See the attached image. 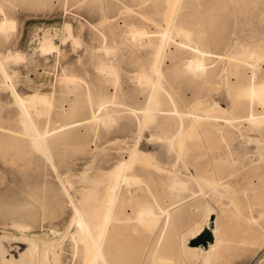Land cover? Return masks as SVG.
<instances>
[{
	"label": "rangeland",
	"instance_id": "1",
	"mask_svg": "<svg viewBox=\"0 0 264 264\" xmlns=\"http://www.w3.org/2000/svg\"><path fill=\"white\" fill-rule=\"evenodd\" d=\"M169 1L0 0V21L5 15L12 21L0 30V245L7 249L6 257L8 252L16 257L33 239L39 251L50 244L45 264H90L92 248L76 231L73 217L78 210L99 217L110 171L138 151L142 155H136L139 159L127 171L131 182L117 190L121 195L116 192L106 224L105 242L108 237L124 250L125 264H205L204 253H192L185 245L203 232L191 238L205 226L208 212L216 220L220 245L207 264H264V126L249 121L241 135L224 134L223 127L209 126L221 122L201 118L224 93L219 84L223 59L218 56L223 43L232 38L236 48L264 49V0H177L178 11L167 23ZM175 26L193 29L188 42L197 31L205 36L210 50L205 72H184L191 51L179 44L188 36L181 39ZM164 27L167 54L158 64V91L141 78V73H151L153 45L130 37V30H144L145 40L154 42ZM178 68L184 70L180 76ZM18 96L29 103L26 109L16 104ZM159 107L167 113L162 109L154 114ZM196 113L201 120L190 127L189 116ZM178 124L184 128L181 134L176 133ZM39 130L47 134L37 142L26 133ZM253 137H258L257 145ZM236 140L248 149L245 154L231 149ZM221 146L228 149L225 156L219 154ZM242 160L254 170L232 188L205 183L213 162L225 173L239 169ZM245 231L248 241L237 245L236 238Z\"/></svg>",
	"mask_w": 264,
	"mask_h": 264
},
{
	"label": "bare ground",
	"instance_id": "2",
	"mask_svg": "<svg viewBox=\"0 0 264 264\" xmlns=\"http://www.w3.org/2000/svg\"><path fill=\"white\" fill-rule=\"evenodd\" d=\"M177 0H171L169 1L168 5L170 7V10H168L169 12L166 15V20L168 21L167 23H169V19L171 14L173 13L175 6L177 8L176 5ZM179 2V1H178ZM207 4V3H206ZM177 10V9H176ZM175 10V11H176ZM174 11V12H175ZM178 11V10H177ZM176 13V12H175ZM6 16V15H5ZM3 17L2 20L0 21V30H5L6 28L12 26V21L8 20L6 17ZM175 19V16H174ZM173 19V21H174ZM261 19V18H260ZM147 21V20H146ZM172 21V22H173ZM175 22V21H174ZM171 23V21H170ZM181 23V22H180ZM213 24V23H212ZM234 24V22H233ZM256 24V22H255ZM174 25V24H173ZM185 25V22H184ZM241 26V25H240ZM157 27V26H156ZM176 27V26H175ZM239 27V26H238ZM254 27V26H253ZM263 27V26H262ZM161 28V27H160ZM232 28V27H231ZM250 28V27H249ZM255 28V27H254ZM164 30L159 31V35L157 36V38L154 40V42H151L148 40H145L146 38L144 37H148L146 36V32L144 30H138V29H131L130 30V37L134 38V37H140L141 39H144V41L146 42H150L153 45V55H152V60L151 63L149 65V69H150V75L145 73H141V78L144 79L146 83L150 84L152 89L153 88H157V84L156 80H157V74H160V69H159V61L161 60V58L164 56L165 54H167V50H166V41H167V29L162 28ZM187 29V28H186ZM183 29V27H176V34H180L179 36L181 37V39L184 40L183 36H188L189 33H193V29L190 30V32L188 31L190 28H188V30ZM175 30V29H174ZM233 30V29H232ZM239 30V29H238ZM253 30V29H251ZM257 30V27L256 29ZM173 31V30H172ZM195 31V30H194ZM254 31V30H253ZM259 31V29H258ZM261 31V30H260ZM234 32V31H233ZM232 32V34H233ZM237 32V31H235ZM244 31L241 32V35ZM257 33V31H254ZM169 33V32H168ZM247 33V31H246ZM255 33V35H257ZM151 34V33H150ZM170 34V33H169ZM172 34V33H171ZM175 34V33H174ZM175 34V35H176ZM240 34V33H239ZM259 34V33H258ZM145 35V36H144ZM183 35V36H182ZM191 35V34H190ZM235 35V33L233 34ZM193 36V34H192ZM195 38L189 39L188 42V38L191 37H185L187 42L184 41H178L180 40L179 38H175L178 42H180L179 44H182V47H184L183 45L187 46L189 48V50L191 51V56L190 59L186 62V68H178L179 70H175L177 75H182V72H190V74H197L198 72H205L206 68H205V58L206 56H209L210 54V50H207L206 46H205V42H206V38L205 36L202 34V32H198L196 33V35L194 34ZM233 37V36H232ZM49 38V37H48ZM256 38L258 39V37L256 36ZM136 39V38H135ZM169 39V38H168ZM174 39V38H173ZM141 41V40H140ZM176 41V43H178ZM193 42V43H192ZM242 43V42H241ZM224 48H223V52L221 54H219V58L223 59L221 60L223 63H221V65H223L222 67V72L220 73V80H219V84L223 87V91L224 93H222V95L224 94V96H220L218 97L219 101H214L213 104L209 107V109L206 110L207 113L204 114L205 111H202V114L204 115V117H201L203 120H208V121H218L221 123H210V128L213 129H217L218 127H223L224 130V134H231V133H235L237 131L238 135L242 134V128L249 125V121H256L259 122V124H263L264 126V68L261 69L260 66L261 64H264V49L257 47V46H249V45H244V44H239V47L236 48L234 41L232 40V38L227 39L224 43ZM51 47V46H49ZM180 47V45H178V48H182ZM47 48V47H46ZM45 48V49H46ZM52 49V48H50ZM187 49V48H186ZM48 50V48H47ZM179 51V50H178ZM183 51V49L181 50ZM189 52V51H187ZM180 53V52H179ZM10 54V53H9ZM19 54H22L19 52ZM188 54V53H187ZM190 55V54H189ZM25 56V55H24ZM27 56V55H26ZM187 56V55H186ZM31 57V56H30ZM28 57V58H30ZM26 58V57H24ZM185 58V57H184ZM17 59V58H16ZM181 62L184 61L179 59ZM179 61V63H180ZM184 62V63H185ZM103 67V66H102ZM181 67V66H179ZM113 68V67H112ZM107 69V68H105ZM181 69V70H180ZM101 70V69H100ZM183 70V71H182ZM140 73V72H139ZM162 73V72H161ZM164 73V72H163ZM200 73V74H201ZM7 74V73H6ZM8 75V74H7ZM153 76H155L156 79L153 78ZM10 77V75L8 76ZM63 77V76H62ZM67 77L70 76H66L65 78L67 79ZM160 77V76H158ZM162 77V75H161ZM182 77V76H181ZM64 78V79H65ZM71 78V77H70ZM68 78V80L70 79ZM75 78V77H74ZM65 79V80H66ZM160 80V78H159ZM73 82V81H72ZM138 82V81H137ZM159 82V81H158ZM159 87V85H158ZM161 87V86H160ZM220 89V88H219ZM142 90V89H141ZM157 90L159 91V88H157ZM222 90V89H221ZM157 91V92H158ZM221 91V92H223ZM154 93H156V89L154 91ZM153 93V97H157L159 95L156 96V94ZM163 93V92H162ZM165 93V92H164ZM170 93V92H169ZM168 93V94H169ZM213 94V93H212ZM211 94H209L210 96ZM217 95H218V91H217ZM151 97V99L153 98ZM158 99V98H157ZM157 99H155L157 101ZM173 99V98H172ZM90 100H92L90 98ZM154 98L151 100L153 101ZM224 100V101H223ZM93 101V100H92ZM165 100L160 101L161 103H164ZM174 101V100H172ZM203 101V100H202ZM90 102V101H89ZM158 102V101H157ZM224 102H226V104H224ZM92 103V102H91ZM90 103V104H91ZM153 103V102H152ZM151 103V104H152ZM197 103V102H196ZM16 104H19V106H21L20 108L26 109L27 106L29 105L28 102H26L22 97L18 96ZM92 105V104H91ZM150 105V104H149ZM70 106V105H69ZM175 106V105H174ZM177 109L178 107L175 106ZM198 107V106H197ZM69 108V107H68ZM173 108V106H172ZM74 109V106L71 107L72 111ZM163 109V108H162ZM162 109L156 108V110L153 112L154 114H157L160 110L162 111ZM174 109V108H173ZM173 109L172 113H173ZM179 109V108H178ZM67 110V109H66ZM148 110V109H147ZM166 113H167V108L163 109ZM194 110V109H193ZM192 110V111H193ZM214 114L212 111H214ZM62 111V110H61ZM69 111V110H67ZM69 111V113H70ZM146 111V110H145ZM151 111V110H149ZM153 111V110H152ZM180 111V110H179ZM191 111V110H190ZM188 111V112H190ZM169 112V111H168ZM175 112V111H174ZM68 113V115H69ZM148 113V112H147ZM152 113V112H149ZM165 113V114H166ZM182 113V111H181ZM176 114V112L174 113ZM195 114V113H194ZM93 115V114H92ZM147 115V114H146ZM177 115V114H176ZM191 116H189L190 118V127H192L194 124L197 125L196 123L198 122L197 120H201L200 116L196 113V115L192 116L193 114H190ZM67 116V115H66ZM148 116V117H147ZM146 118H149V115H147ZM91 118V117H89ZM183 118V117H182ZM28 119V118H27ZM83 119V118H82ZM87 119V118H86ZM93 119V118H91ZM77 120V119H76ZM84 120V119H83ZM88 120V119H87ZM181 120V119H180ZM82 121V120H81ZM90 121V120H89ZM70 122V121H69ZM69 122L68 126H69ZM76 122V121H75ZM78 122V121H77ZM83 122V121H82ZM88 122V121H87ZM91 122V121H90ZM182 123V121H181ZM251 123V122H250ZM73 124V123H72ZM75 124V123H74ZM82 124V123H81ZM65 125V123L63 124ZM76 125V124H75ZM74 125V126H75ZM80 125V122L79 124ZM180 124H178L179 126ZM194 125V127H195ZM221 125V126H220ZM61 127V125H59ZM67 126V125H66ZM65 126V127H66ZM77 126V125H76ZM185 126V125H183ZM188 126V125H187ZM198 126V125H197ZM72 127V126H70ZM63 128V126H62ZM67 128V127H66ZM178 128V131H176L177 134H181L180 130L182 131V129H184L181 125ZM65 129V128H64ZM187 129V128H186ZM195 129V128H194ZM194 129L192 130L194 132ZM191 131V133H192ZM197 131V130H196ZM14 133V132H13ZM33 140H36V142L38 141L37 139L39 135L43 134L42 138H46V134H47V130L44 131H35V132H26ZM186 133V132H184ZM188 133V130H187ZM190 133V134H191ZM236 133V134H237ZM249 133V132H247ZM18 134V133H17ZM15 134V135H17ZM183 134V132H182ZM201 134V133H200ZM250 134V133H249ZM20 134H18L19 136ZM189 134H187L188 136ZM237 135V136H238ZM182 136V135H181ZM190 136V135H189ZM236 136V135H235ZM25 137V136H24ZM177 139L179 138V135L176 136ZM240 137V136H239ZM249 137V136H248ZM259 137V136H258ZM257 137V138H258ZM171 138V137H170ZM169 138V140H170ZM256 138V140H257ZM29 139V138H28ZM167 139V138H166ZM239 139V138H238ZM241 139V138H240ZM239 139V140H240ZM250 139V138H249ZM45 140V139H42ZM41 140V141H42ZM248 140V138L246 139V141ZM253 140L254 137H253ZM252 140V141H253ZM255 140V141H256ZM11 141V140H10ZM243 141V140H242ZM250 141V140H249ZM12 142V141H11ZM44 142V141H43ZM169 142V141H168ZM254 142V141H253ZM10 143V142H9ZM245 144V141L242 142ZM247 143H249L247 141ZM14 144V143H12ZM25 145V144H24ZM133 145V144H132ZM247 145V144H246ZM244 145V146H246ZM255 145V144H254ZM256 145H257V141H256ZM15 146V145H14ZM23 146V144H22ZM19 146L18 147H22ZM243 146V147H244ZM17 147V145L15 146ZM24 147V146H23ZM130 147V146H129ZM222 147V146H221ZM220 147V148H221ZM248 147V145H247ZM26 148V147H25ZM219 148V149H220ZM251 148V147H250ZM19 149V148H18ZM233 151L235 152H240L241 154H245L246 151L248 149H244L241 147V143L237 142L233 145V147L231 148ZM209 150V149H208ZM227 150L226 148L222 147V150L219 151V154L222 156H225V154H227ZM139 151L141 152L142 150L139 149ZM217 151V150H216ZM215 151V152H216ZM154 152V151H153ZM152 152V153H153ZM139 152L136 151V153H134L133 155H131L128 158L126 157L125 159H123L122 161L116 163V165L114 166V168L110 171L111 174V179L108 182V184L105 186L104 188V192L103 194H101L102 196L105 194V198H104V202H105V206L103 208L102 213L99 215L98 218H94L93 216L95 215V213H91L88 210L84 212H81L78 210H76L77 212L75 213L73 220L76 223V231L80 232L82 234H84L86 240L89 243V246L92 248L91 249V256H90V264L94 262H97L98 264H125V258H124V250H122V248H120L115 242L114 243H110L108 241H110V239H108L107 237V242H105L106 240V224L110 218L112 214V207L115 203V201L117 202V190L120 188V186L122 185H126V181L128 182L129 179L128 177L130 176V173L127 172L131 169L132 165L134 164L133 161L136 157V155ZM146 153V152H145ZM148 153V152H147ZM151 153V152H150ZM148 155H151V154ZM141 153H139L140 155ZM217 154V153H216ZM142 155V154H141ZM211 155V154H210ZM143 156L145 157V154L143 152ZM142 156V158H143ZM137 159H139L138 157H136ZM146 162L148 161V158H145ZM151 159V158H150ZM141 160V159H140ZM153 161V159H152ZM211 161V160H210ZM243 161V160H242ZM151 162V160H150ZM212 162V161H211ZM249 161H243L241 166L239 167V169H231L228 171H223V169H218V166H216V164L213 162L209 169H208V177L207 180H205V183H209L212 186H218L221 187L223 189H227V188H232V186H234L237 183V180L241 177L246 176L247 174L251 173V171L254 170V168L248 167L250 164ZM148 164V163H147ZM154 164V163H153ZM249 164V165H248ZM153 167V166H152ZM243 167V168H242ZM157 169V168H156ZM109 174V175H110ZM193 174V173H192ZM82 176V175H81ZM83 177H85V175H83ZM82 177V178H83ZM137 177V176H134ZM57 178V177H56ZM81 178V179H82ZM133 178V177H130ZM84 179V178H83ZM202 179V178H201ZM202 179V180H203ZM59 180V179H58ZM134 179H132L131 183L132 185H134ZM198 180V179H197ZM260 179H257V182ZM82 182L84 180H81ZM136 182H139V178L138 180L136 179ZM177 182V180H176ZM250 182L252 183V179H250ZM67 183V182H66ZM140 183V182H139ZM182 184V182H180ZM179 182L177 183L179 188L181 187L179 184ZM70 183H68L69 185ZM176 183L172 182V185L175 187ZM254 184V183H253ZM60 185V184H59ZM124 185V186H125ZM183 185V184H182ZM208 185V184H207ZM206 185V186H207ZM172 186V187H173ZM177 186V185H176ZM62 187V186H61ZM69 187V186H68ZM131 187V186H130ZM171 187V188H172ZM198 187V186H197ZM177 188V187H176ZM86 189V188H85ZM98 189V188H97ZM96 189V190H97ZM175 189V188H172ZM178 189V188H177ZM199 189V188H198ZM130 190V189H129ZM181 190V188H180ZM121 191V190H120ZM99 193V189L97 191ZM101 192V191H100ZM92 193H95L94 190L92 191ZM119 195H121V192ZM132 193V192H131ZM90 194V193H89ZM179 194V193H178ZM85 195V194H84ZM99 195V194H96ZM96 195L94 197H96ZM128 195H130L128 193ZM220 195V194H219ZM86 196V195H85ZM88 196V194H87ZM86 196V197H87ZM92 196V195H91ZM100 196V195H99ZM180 196V195H179ZM94 197L92 198V201L94 199ZM98 197V196H97ZM124 197V196H123ZM131 197V196H130ZM220 197V196H219ZM223 197V196H222ZM82 198V195H81ZM80 198V199H81ZM85 198V197H84ZM89 199L91 200V197L89 195ZM228 199V198H227ZM89 200V201H90ZM100 200V199H99ZM97 200V201H99ZM78 201V200H77ZM81 201V200H80ZM86 202V199L83 200V202ZM94 202V201H93ZM100 202V201H99ZM119 203H121L120 201H118ZM79 203V202H78ZM89 203V202H88ZM92 202L90 201V204ZM118 203V204H119ZM99 204V203H98ZM85 205V203L83 204ZM79 206V205H78ZM85 207V206H84ZM83 207V208H84ZM97 207V206H96ZM95 209V208H94ZM123 209V208H122ZM102 210V209H101ZM121 210V209H120ZM168 210V209H167ZM95 211V210H94ZM142 210L139 211V213ZM160 211V210H159ZM163 210H161L160 212H162ZM208 211V210H207ZM122 212V210H121ZM155 211L150 210L149 214L150 216L154 215ZM168 212V211H167ZM114 213V212H113ZM164 213V212H163ZM169 213V212H168ZM94 214V215H93ZM117 214V213H116ZM115 214V215H116ZM146 216L148 215L146 213V211L143 209V215ZM162 214V213H161ZM211 212H208L206 214L205 217V226H200L199 228H197L191 235V238L195 237L196 235H198L200 233V231H204V232H208L211 236V240L207 241V243L205 245H199V246H191V245H185L186 249L191 251L192 253H196V251L200 250L202 253H204L203 256V261H206L205 264H207V260L209 258L210 255H212L215 252V249L217 247H219L220 245V241L219 238L217 236V230L218 228L216 227L215 221L211 219L210 216ZM239 214V213H238ZM169 214H167L168 216ZM117 216V215H116ZM261 216V215H259ZM166 217V216H165ZM120 218V217H119ZM118 218V220H119ZM169 218V217H168ZM115 219H117V217H115ZM114 219V220H115ZM166 219V218H165ZM71 221V219L69 220ZM166 221V220H165ZM16 222V221H15ZM19 222V221H18ZM17 222V223H18ZM94 223V227L91 229L90 228V223ZM113 222V221H112ZM110 221V223H112ZM116 222V220H115ZM114 223V222H113ZM70 224V223H69ZM109 224V223H108ZM194 224V223H193ZM114 224H112L113 226ZM198 225V224H197ZM67 226V225H66ZM69 226V225H68ZM151 226V225H150ZM113 230V229H112ZM111 230V231H112ZM163 230H161L160 232L162 233ZM44 232V231H43ZM50 232V231H49ZM109 231H107L108 233ZM159 232V233H160ZM164 232V231H163ZM45 233V232H44ZM56 233V232H55ZM111 235L114 232H110ZM160 233V235H161ZM246 231L243 232L239 237L236 238V243L237 245H243L248 241L247 235H246ZM42 234V233H41ZM51 234V233H50ZM73 234V233H72ZM109 234V233H108ZM163 234V233H162ZM62 235V234H61ZM110 235V236H111ZM159 235V236H160ZM164 235V234H163ZM162 235V236H163ZM189 235V237H190ZM64 236V235H63ZM71 236V235H70ZM74 236V235H73ZM72 236V237H73ZM61 237V236H60ZM59 237V238H60ZM71 237V238H72ZM75 237V236H74ZM188 237V238H189ZM162 238V237H161ZM74 239V238H73ZM71 239V240H73ZM114 239V238H111ZM159 239V238H158ZM66 240V238H65ZM42 241V240H41ZM44 241V240H43ZM76 241V239H74V242ZM114 241V240H113ZM112 241V242H113ZM104 242L105 245L108 244L106 246V248L104 249ZM62 243V242H61ZM110 243V244H109ZM180 243V242H179ZM50 244L48 243H44L43 247L41 248V251L38 250V246L35 242V240L30 239L28 241L27 247L24 251L18 253V255L15 257V255H13L12 253L8 252V257L5 256V252L7 251V249H5L2 245H0V264H37L38 260L41 259L42 262L40 264H45L43 261L45 260V256L47 253V250L49 249ZM260 250V249H259ZM201 254V253H200ZM109 255V256H108ZM168 260V259H167ZM165 260V261H167ZM164 261V262H165ZM168 262V263H167ZM165 262L166 264H169L170 261ZM54 263V262H53ZM164 263V264H165ZM89 264V263H88Z\"/></svg>",
	"mask_w": 264,
	"mask_h": 264
},
{
	"label": "water",
	"instance_id": "3",
	"mask_svg": "<svg viewBox=\"0 0 264 264\" xmlns=\"http://www.w3.org/2000/svg\"><path fill=\"white\" fill-rule=\"evenodd\" d=\"M211 240V236L210 234L206 231V232H202L201 234H199V236L191 243L192 245H205L207 243V241Z\"/></svg>",
	"mask_w": 264,
	"mask_h": 264
}]
</instances>
